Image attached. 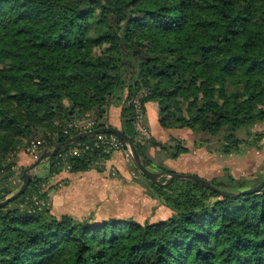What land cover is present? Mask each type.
I'll return each instance as SVG.
<instances>
[{"label": "trees", "instance_id": "obj_1", "mask_svg": "<svg viewBox=\"0 0 264 264\" xmlns=\"http://www.w3.org/2000/svg\"><path fill=\"white\" fill-rule=\"evenodd\" d=\"M143 93L164 129L220 136L216 152L226 155L245 143L258 149L264 130L251 142L237 133L264 124V0H0V202L17 192L9 183L21 149L53 133L56 147L79 134L72 124L87 114L95 129L107 126L112 106L143 164L174 173L153 167L159 141L137 140L133 101ZM165 148L173 159L190 151ZM54 156L49 175L62 171ZM109 157L84 152L70 172ZM263 177L210 180L235 194L222 196L194 180L160 186L144 176L146 194L172 213L141 223L30 212L25 196L49 178L35 175L0 208V264H264V187L243 193Z\"/></svg>", "mask_w": 264, "mask_h": 264}, {"label": "rangeland", "instance_id": "obj_2", "mask_svg": "<svg viewBox=\"0 0 264 264\" xmlns=\"http://www.w3.org/2000/svg\"><path fill=\"white\" fill-rule=\"evenodd\" d=\"M145 124L151 132V137L149 139H146L138 135L136 132L137 140L140 142H147L151 139H154L152 136V130L147 122V109L145 114ZM172 130L174 135H170L166 139L159 141L161 145L156 148H152L149 151V155L151 156L154 163L153 165L166 166L171 170H173V168L182 169L180 170V172L175 170L173 171L177 173L193 174L209 181L214 178L224 176L226 173H231L239 179L262 178L264 176V138L259 143L260 147L258 149L256 147H247L248 145L247 143H245L241 145L244 150L243 152L239 154L226 155L216 152L221 142L220 136L213 137L201 133H196L195 131L188 128H172ZM263 130L264 124L262 123L257 125L252 130V135H250L247 130H244L239 131L237 133V136L242 140H248L251 142L255 137L253 135ZM177 142H180L183 145L187 146L190 151L187 154H182L177 159H173L170 157L171 151L165 148V146L169 148L171 146H175ZM123 151H127V153L133 160L131 151L128 146L127 149L125 147ZM20 152H23V154L18 153L19 155H23L25 158L31 160L21 168L26 169L34 164L37 160V158H33L28 151H24V149H21ZM112 154L109 155L111 156ZM167 163L169 164V166H167ZM49 165L50 161L49 159H47L38 167H36L32 171V173L34 176L36 175L43 178L47 176L50 178V184L45 187V191L49 196L48 198L50 199L51 205L48 210H50L51 213L57 215L58 217H61V215L63 214L72 213L71 215L78 219H83L90 216L95 218L96 220L116 217L125 219L132 218L141 223H144L146 221L157 222L162 219H166L172 213L169 208L163 206L162 204L158 206H146L145 204L137 203V201L135 200L126 201L122 198V200L117 199L116 201L111 202L112 204L109 205H106L108 204V202L106 201L105 205H103L102 207H97V209H95L93 213H86L87 215H85L83 214L84 212L91 210L86 209L85 204L87 203L85 201L87 200H84L85 197H83L82 194H73L74 192L70 191V182L68 179H64V176L58 177L57 174V176L54 178L53 175H49V172L46 171L47 169H49ZM155 166H153L154 169H156ZM137 172L140 177L144 178V175L140 171L137 170ZM23 178L24 172L16 169L15 174L10 179V190L18 191L23 185ZM161 182L165 181L162 180Z\"/></svg>", "mask_w": 264, "mask_h": 264}, {"label": "crops", "instance_id": "obj_3", "mask_svg": "<svg viewBox=\"0 0 264 264\" xmlns=\"http://www.w3.org/2000/svg\"><path fill=\"white\" fill-rule=\"evenodd\" d=\"M146 108L147 122L152 130L154 139L161 141L170 135H174L172 129H164L160 126L159 106L157 103L149 102ZM120 111L121 109L116 106H112L109 109L108 125L121 128ZM19 153L23 154V152ZM18 157L17 170H20L21 167L31 161L23 155ZM167 166H169L168 163ZM173 170L180 172L182 169L173 168ZM46 171L49 172L48 169ZM61 176L69 180L70 191H73V194H82L85 197L84 200H87L85 201L87 203L85 204L86 209L91 210L84 212L83 214L85 215H87L86 213H93L97 207L105 205L106 201L108 202L106 205H109L117 199L122 200V198L126 201L135 200L137 203L145 204L146 206L161 205L158 199L151 198L146 194L142 185L144 180L139 176L135 163L127 151L113 153L108 159L96 164L89 171L78 173L64 171V173L58 174V177Z\"/></svg>", "mask_w": 264, "mask_h": 264}, {"label": "built area", "instance_id": "obj_4", "mask_svg": "<svg viewBox=\"0 0 264 264\" xmlns=\"http://www.w3.org/2000/svg\"><path fill=\"white\" fill-rule=\"evenodd\" d=\"M146 93L139 94L133 101L135 110V130L138 135L149 139L151 132L145 124V104L142 103L141 97L145 96ZM95 119L92 115L87 114L80 120H76L72 126L78 133L87 132L94 130ZM62 133L69 134L68 129H63ZM59 134V133H58ZM57 140L56 134H49L46 138L31 141L24 151H28L33 158H37L44 152V150L54 149V142ZM53 141V143H51ZM127 147V144L120 139L117 135L111 133H99L93 136V139L85 144L75 145L66 150H60L56 152L54 159V167L62 168L64 172H70L72 167L71 159L80 156L84 152H102L104 154H112L116 151H123ZM54 178L57 176L53 174ZM50 178H47L46 183H42V188L39 189V193L28 194L25 196L23 206L26 207L30 212H37L44 209H48L50 205L49 196H44L45 187L50 184ZM35 185L38 186L36 183Z\"/></svg>", "mask_w": 264, "mask_h": 264}, {"label": "water", "instance_id": "obj_5", "mask_svg": "<svg viewBox=\"0 0 264 264\" xmlns=\"http://www.w3.org/2000/svg\"><path fill=\"white\" fill-rule=\"evenodd\" d=\"M99 133H112V134H115L118 137H120L129 147L131 154H132V157H133V160L136 163L139 171L144 176H146L147 178H149L152 182H154L156 184H160L161 186H166L169 183H171L174 179H190V180H194L196 182H199L200 184H202L203 186H205L207 188H211V189L219 192L222 196L235 195L233 192H229V191H225V190H218L217 188H215L211 184V182L209 180L204 179V178L199 177V176H196V175H193V174L174 172L171 175H167V174H165V171H154V170L146 167L142 162V158H141L140 154L138 153L132 138L130 136H128L127 134H125L120 128H117V127H114L111 125H107V126H104L102 128H96V129L91 130V131L81 132L77 135L72 136L71 138H69L65 142L57 144L54 149H52L50 151L45 150L41 154V156L35 161L34 164H32L30 167H28L24 170L23 185L14 195L8 197L3 202H0V208L7 205L8 203L13 201L14 199H17L20 196H22L26 192L27 188L29 187V185L31 184V182L33 180L34 175H33L32 171L36 167H38L41 163H43L45 160L53 157L58 150H60L62 147L66 146V145L77 142V141L82 140L84 138L95 136ZM163 179L165 180V182H161ZM263 187H264V178L258 186L250 188V189L244 191L243 193H253V192L261 190Z\"/></svg>", "mask_w": 264, "mask_h": 264}]
</instances>
